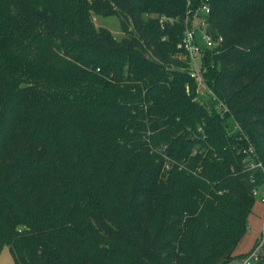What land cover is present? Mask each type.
<instances>
[{
	"label": "trees",
	"instance_id": "trees-1",
	"mask_svg": "<svg viewBox=\"0 0 264 264\" xmlns=\"http://www.w3.org/2000/svg\"><path fill=\"white\" fill-rule=\"evenodd\" d=\"M199 4L0 0V251L13 264L236 258L264 186V0H208L222 41L203 53L207 100L180 47Z\"/></svg>",
	"mask_w": 264,
	"mask_h": 264
},
{
	"label": "built area",
	"instance_id": "built-area-1",
	"mask_svg": "<svg viewBox=\"0 0 264 264\" xmlns=\"http://www.w3.org/2000/svg\"><path fill=\"white\" fill-rule=\"evenodd\" d=\"M193 0H187L190 5ZM210 12L208 0H200V4L195 10L189 9L185 19V32L183 40L180 44L181 48L188 54L190 63L188 72L190 77L196 82L197 86L203 84L202 76V57L206 50H211L222 41L221 38H215L206 32L207 19L206 15ZM198 20L197 26L194 22ZM198 32L200 34L198 35ZM198 60L201 61L198 64ZM257 195V190L253 192ZM260 202L264 204V197L260 198ZM264 233V231H262ZM264 247V240H261L249 253L242 258V264H252V261L260 256V249Z\"/></svg>",
	"mask_w": 264,
	"mask_h": 264
},
{
	"label": "rangeland",
	"instance_id": "rangeland-1",
	"mask_svg": "<svg viewBox=\"0 0 264 264\" xmlns=\"http://www.w3.org/2000/svg\"><path fill=\"white\" fill-rule=\"evenodd\" d=\"M92 22L96 29L108 30L115 40L120 41L124 37L119 20L114 15L103 16L93 13ZM196 23H198V20H196ZM197 63L200 64L201 61L198 60ZM196 93L198 94L196 99H212V93L206 88L204 83L197 86ZM262 197H264V186L257 189L252 213L247 218V232L236 246V258L228 264H242V260L240 259L242 255L249 253L257 245L262 231H264V204L260 202V198ZM0 264H13L12 255L6 246L0 251ZM253 264H256V261Z\"/></svg>",
	"mask_w": 264,
	"mask_h": 264
},
{
	"label": "crops",
	"instance_id": "crops-1",
	"mask_svg": "<svg viewBox=\"0 0 264 264\" xmlns=\"http://www.w3.org/2000/svg\"><path fill=\"white\" fill-rule=\"evenodd\" d=\"M235 250H236V249H235ZM234 255H236V254H235V251H234Z\"/></svg>",
	"mask_w": 264,
	"mask_h": 264
}]
</instances>
